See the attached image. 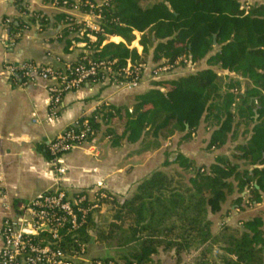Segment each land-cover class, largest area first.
<instances>
[{
    "label": "trees",
    "instance_id": "trees-1",
    "mask_svg": "<svg viewBox=\"0 0 264 264\" xmlns=\"http://www.w3.org/2000/svg\"><path fill=\"white\" fill-rule=\"evenodd\" d=\"M73 1L68 0L66 7H73ZM143 1L112 0L97 12L102 32L96 35L97 43L91 45L94 60L116 61L119 68L130 60L133 67L143 71L136 50L130 51L123 44L101 45L104 35L120 36L131 43L133 31L146 32L141 39L143 56L153 49L156 65L174 64L183 58L194 65L209 57L216 44L220 50L208 58L209 64L240 75L245 82L225 83L212 70L156 82L152 90L135 97L133 112L108 108L103 115L112 146L152 138L158 147L161 138L176 133L184 134L181 140L186 141L202 123L213 129L208 149L220 150L229 140L236 142L240 128H244L242 137L247 139L235 145L230 158L218 156L209 167L167 152L163 169L168 170L154 172L130 198L112 196L106 204L108 212L118 209L115 222H107L108 217L94 211L81 238L87 245L95 242L101 250L106 244L126 251L118 258L98 257L94 262L151 264L163 247L165 251L175 250L178 260L182 253L201 251L198 262L203 264L214 240L210 217L221 212L228 197L237 193V205L245 201L247 206H254L263 201L264 169L252 168L264 165V0L256 2L247 15L239 0H160L146 8L140 5ZM37 21L48 23L38 14L29 23L35 25ZM26 23H11V31L21 30ZM63 24L67 27L61 31L62 38L76 36L73 41H79L82 27L68 17ZM90 122L97 131L99 123L95 118ZM111 124L122 133L118 134ZM221 247L219 264H264V219L253 218L241 231L224 235Z\"/></svg>",
    "mask_w": 264,
    "mask_h": 264
},
{
    "label": "crops",
    "instance_id": "crops-1",
    "mask_svg": "<svg viewBox=\"0 0 264 264\" xmlns=\"http://www.w3.org/2000/svg\"><path fill=\"white\" fill-rule=\"evenodd\" d=\"M87 1L94 5L101 2ZM157 1L160 0H146L140 5L143 8L151 7ZM256 2L262 1L239 0L241 10H244L247 4L253 6ZM20 8L33 15L45 17L48 23H31L29 32L11 47L7 42L9 29L4 22L25 21ZM66 17L82 28L101 26V19L88 14L75 2L74 6L69 8L56 7L53 0H0V230L4 220L14 216V207L18 202L29 201L56 188L53 167L47 157L48 144L78 121L96 118L99 129L91 142L62 159L67 170V182L64 187L71 194L100 190L118 199L130 198L135 194L138 185L154 172L168 170L163 169L167 152L181 154L197 166L209 167L218 156L230 158L235 145L247 139L242 137L244 128H240L236 142L229 140L220 150L208 149L213 129L202 123L193 137L186 141L181 140L184 134L176 133L168 139L161 138L158 147L153 145L152 138H144L136 144L125 141L119 147H113L107 135L109 125L102 118L103 115L108 113V108L129 109L133 112L135 97L152 90L156 82L179 80L203 70H212L225 83L229 80L245 82L240 75L209 64L208 58L220 50L216 44L206 59L194 65L185 58L179 59L176 69L170 75L158 81L152 80L151 73L158 65L153 62V49L148 56H143L141 39L147 33L138 31L132 32L134 39L131 43H127L120 36L104 35L101 48L108 44H123L128 50L137 51L143 61V81L139 88L128 91L85 84L79 91L67 94L57 115L53 116L48 103V82L38 78L32 83L22 85L20 80L5 72L4 66L7 63L17 65L25 61L58 66L60 64L57 59H60L62 65L80 62L86 53V46L97 43L98 39L96 35H80L77 37L79 41H73L76 36L62 38L61 31L67 27L63 24ZM158 42H161V39H158ZM184 60L188 64L183 63ZM126 65H132L131 61L127 60ZM111 126L118 134L122 133L116 124ZM238 197L240 196L237 193L228 197L221 212L210 217L214 240L209 246V264H219V256L223 253L221 243L224 235L241 231L243 224L253 218L264 219V195L263 201L254 206H247L245 201L241 205L235 204ZM105 204L95 211L104 210ZM1 246L0 237V250ZM197 253L198 251L192 253L191 257ZM98 257L103 255L97 246L90 243L87 245L85 260L77 264H93L94 259ZM187 257L189 255L181 254L178 260L175 250H159L151 264H186L190 261Z\"/></svg>",
    "mask_w": 264,
    "mask_h": 264
},
{
    "label": "built area",
    "instance_id": "built-area-1",
    "mask_svg": "<svg viewBox=\"0 0 264 264\" xmlns=\"http://www.w3.org/2000/svg\"><path fill=\"white\" fill-rule=\"evenodd\" d=\"M112 0H101L94 5L84 0H74L79 6L88 7V14L101 19L100 10ZM56 7H66L68 0H53ZM252 5L247 4L244 12L247 15ZM21 15L27 22L19 31H11V21L4 24L9 29L8 44L14 47L31 29L28 19L34 17L27 10ZM71 21V20H70ZM97 35L102 32L101 26L92 25L82 28L83 36ZM61 38V37H60ZM92 47L86 46V53L76 64L41 65L32 61L17 65L5 64V72L22 82L32 83L41 78L48 82V103L51 114L56 116L63 98L79 91L85 84H97L103 87L125 89L139 88L143 81V71L138 67L126 65L117 67L116 61H96L91 57ZM185 64H188L184 60ZM176 69V63L156 67L151 79L158 81L170 75ZM95 120H97L95 118ZM96 136L90 120H81L58 135L48 144L52 157L53 176L56 188L45 192L29 201L18 202L14 207V216L7 217L1 227L0 264H77L84 261L87 255V244L81 238V231L86 227L89 216L104 203L111 202L109 196L100 190L71 194L64 187L67 182V170L63 166V157L82 145L91 142ZM93 264H120L117 261H96Z\"/></svg>",
    "mask_w": 264,
    "mask_h": 264
},
{
    "label": "rangeland",
    "instance_id": "rangeland-1",
    "mask_svg": "<svg viewBox=\"0 0 264 264\" xmlns=\"http://www.w3.org/2000/svg\"><path fill=\"white\" fill-rule=\"evenodd\" d=\"M108 208L109 206L107 204H105V209L104 210H101L99 212V214L101 216H105L107 218V222H115L114 220V216L116 215V213L118 212V209L115 207L113 208L112 211L108 212ZM101 222V221H100ZM121 223H119L118 225H120ZM125 228L128 226V222L125 223ZM92 236V235H91ZM94 236V235H93ZM94 240V237H92ZM93 244L95 246H97L98 248H101L100 245L96 244L95 242H93ZM104 248L103 250L99 249L100 252H101V255H103V257H112V258H118V255L121 254V253H125L126 251L124 250H118L114 247V245L112 247H106V244L102 247ZM160 250H163V247L160 249ZM165 251V250H163ZM167 251H170V250H167ZM119 252V253H118ZM196 251H192L190 254H187L189 255V257H187V259H189L190 261L187 262L186 264H200L202 262H198L200 260V258H202L201 256V251H198L197 255H195L193 258L191 257L192 253H195ZM184 254V253H182ZM219 253H217L218 255ZM206 259H204V262L203 264H209V260H210V257H209V254L207 253V255L205 256ZM184 260H186V256L184 258ZM211 264V263H210Z\"/></svg>",
    "mask_w": 264,
    "mask_h": 264
},
{
    "label": "water",
    "instance_id": "water-1",
    "mask_svg": "<svg viewBox=\"0 0 264 264\" xmlns=\"http://www.w3.org/2000/svg\"><path fill=\"white\" fill-rule=\"evenodd\" d=\"M167 7H168V8H170V5H169V4H167ZM252 169H259V170H263V169H264V165H260V164H258V165H256V166H254Z\"/></svg>",
    "mask_w": 264,
    "mask_h": 264
}]
</instances>
